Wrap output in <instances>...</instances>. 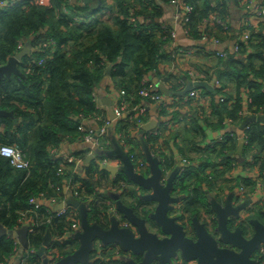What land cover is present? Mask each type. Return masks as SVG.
<instances>
[{
    "label": "trees",
    "instance_id": "16d2710c",
    "mask_svg": "<svg viewBox=\"0 0 264 264\" xmlns=\"http://www.w3.org/2000/svg\"><path fill=\"white\" fill-rule=\"evenodd\" d=\"M107 1L102 0L99 5V0H21L10 7H0V65L7 63L17 53L20 42L34 48L18 64V72L0 79V109L5 111V114H0V145H18L26 151L31 162L29 169H17L8 158L0 156V221L10 229L19 225L20 217L31 206V197L41 196L44 202H48L57 195L54 187L72 177L80 183L78 190L81 199L90 201L91 221L109 226L105 211L110 205L108 189L105 188L120 189L123 195H132L134 201L128 205L134 207L138 215L146 214L138 208L150 201L140 198L134 189L136 184L123 172L117 173L110 180L108 171L101 169L98 161L87 165L86 175L77 172L75 163L87 157L88 147L87 150L76 149L73 152L74 160L52 156V149L60 147L64 142L83 140L86 132L79 128V118L89 120L98 113L94 92L97 94L109 65L112 66L110 75L115 84L135 94V101L141 100L138 91L146 75L149 78L147 80H151L150 74L161 77L158 68L160 58L166 55L162 52L163 41L154 33L161 26L158 21L161 16L160 6L152 0L145 3L142 0H112L115 2L112 19L96 20L94 15L97 11L110 7ZM189 1L196 5V12L202 17L210 10L213 0ZM214 1L220 2L222 11L231 10L229 1L232 0ZM131 16H134L135 21L131 20ZM76 17H83L87 22L79 23ZM196 18H192V21ZM198 35L197 32L195 36ZM50 40L55 43L42 46L43 42ZM258 40L257 44H253L255 52L246 58L244 51L238 59L233 54L226 59L220 58L221 66L212 73L210 80L216 77L222 85L217 86L215 91L204 89L205 93L212 95V113L216 116L217 127L228 123L239 124L243 119L241 97L224 92L225 78L235 82L238 91L241 87H247L254 111H264V39L259 36ZM223 94L227 100L218 102V97ZM195 117L197 120V113ZM121 123L122 129L131 136L133 132L128 131L130 125L123 120ZM254 125L261 126L259 123ZM237 148L234 136L222 141L220 148L206 146L201 149L206 155L202 156V169L183 172L177 188L186 200L184 214L180 215L182 220L191 223L194 217H201L204 208L208 214H212L204 189L208 188V184H216L221 175L216 171L205 173L206 169H213L218 157L225 166L222 173L234 168L237 165ZM253 148H257L258 152L251 158L256 166L259 164L262 172L264 129L248 131L242 152ZM184 156L194 162L188 155ZM60 165L66 166L61 173ZM165 169L171 170L168 162ZM237 185H233V188ZM46 206L44 204L39 209L37 225L29 235V243L35 247L42 246L48 229L55 235H64L69 229V222L64 217H53L51 225L46 223ZM15 245L13 238L0 237V263L7 262L16 253ZM78 246L77 238L63 237L57 243L62 256L73 254ZM111 246L112 249L103 250L101 255L117 264H127L121 258L127 256L128 252L119 249L117 245ZM114 248L118 249L117 253ZM93 258L94 264L107 263L96 252ZM42 262V256L34 255L26 264Z\"/></svg>",
    "mask_w": 264,
    "mask_h": 264
},
{
    "label": "crops",
    "instance_id": "0c3cea01",
    "mask_svg": "<svg viewBox=\"0 0 264 264\" xmlns=\"http://www.w3.org/2000/svg\"><path fill=\"white\" fill-rule=\"evenodd\" d=\"M107 2L110 5V7L103 8L97 11L96 14L94 15L96 20L112 19L113 13L115 12V2L112 0H108ZM229 5L231 7V18L233 21V26L231 28L232 33L227 35L222 41V43L219 45V49H223V50H231L232 43L236 38L235 31L237 30L238 23L240 22V19L242 17L241 10L236 3H234L233 1H229ZM160 8H161L160 9L161 20L159 17L158 18V21H160L159 25L166 22L171 27L176 29L178 33V41L181 44L185 46L193 45L191 39H189L187 37V34L184 32V29L182 28L181 24L175 21L173 17V12L170 6L166 5L165 7L163 6ZM192 18H196L195 21H199L200 19L199 16H192ZM161 46H164V45L162 44ZM26 47H30L31 48L30 50H34V48L30 44L25 45V48ZM164 47L167 50V46H164ZM234 58L238 59L239 56L234 57ZM191 61H193V66L195 67L196 71H198L204 77V79H208L212 77V73L214 71H217V68L221 66V62H222L220 58L216 57L215 55H211V54L210 55L197 54L194 59H191ZM163 62H169V61H161L158 67L159 71L162 74H169V69L171 68L169 65H164V64L161 65ZM185 65L189 66L188 63ZM149 77L151 81H153L152 78L158 77V76L154 74L153 75L150 74ZM146 78H147V75L144 79ZM158 79L160 80L159 77ZM204 81H208L209 83L212 82V80L210 79L204 80ZM223 81L226 84V87L224 90L226 94L233 95L234 97L236 96L241 97L242 105H243L241 114L243 115V119L248 113H255V114L264 113V111L262 112L257 111V110L254 111V107L251 105L250 91L247 87H241L240 90L238 91L236 88L235 82L230 81V79L228 78L223 79ZM114 86H116V84L112 76L110 74L109 75L106 74L102 83L100 84L97 90L98 91L97 92L98 102L104 107L103 114L106 113V115L108 116L110 120V124H108L107 135L102 139L100 147L99 148H97L96 146L93 147L92 143L85 142L84 140L75 142V143H71L67 141V142H64L58 148L57 154L59 155V157L60 156L69 157L73 155V152L76 149L78 148L86 149V147H88L87 157L83 161H80V162L77 161V163H75V166H74L77 172L83 176V175H86L87 165H89V163L94 164L98 159L97 158L95 160V157L92 156L91 159L86 161V159L90 156L91 150L95 153V155L99 156V158L107 157V158L117 159L118 164L115 166H118V167H121V165L123 164L122 157L125 155H127L128 157H130V155H143L144 157H146L148 153H152V151H155L157 153L156 155L159 154L161 156L162 155L164 156L165 161L164 162L160 161L161 166H164V165L166 166L167 162L171 166V170H170L171 172H169L166 178H168L173 173L177 174L175 185H174V188L176 191L178 190L177 189L178 180H179L178 177L179 175L181 177L183 175L180 169H182V166L184 163V157H185L184 155H188L191 159L194 160V163H192L194 167L192 169H195V170L202 169L201 163L203 161L202 156L204 154L201 152V149L205 148L206 146H213V148H220L222 144V140H220L221 137H223L224 134H227L228 137H233L231 136V133L234 132L236 133L234 135V141L236 140L237 145H238V148L236 151L237 165L234 168H231L230 170H228L226 173H222L225 166L224 164L221 163V160H220L221 158L218 157L214 161L215 167L213 169L211 167H208V169H206L205 173L212 174L213 172L216 171V173H218V175H221V177L217 179L216 184L215 183L214 184L211 183L210 185L208 184L207 185L208 188L204 189L207 193V201L212 208V214H208V212L204 208L200 213L201 217L199 219L203 222L208 221V223H211L212 216L217 215L213 208L214 202L226 205V203L231 200L232 204L237 206L241 204V202L238 201L239 198L240 199L243 198L242 203H246V204L237 213V215L232 216L235 224L241 222L240 220L246 221L250 224L251 218L254 219V217H258V215L261 214V211L264 210V201H262L264 197V180L261 178L262 172L264 170H262L261 172L259 164L258 166H256V164L253 162V159L251 158L252 155H256V153L258 152L257 148H253L252 150L247 149L245 153H243L242 150H239L240 136L237 132V129H239V126L241 125L243 119L239 124L233 123V124L223 125L222 127H220L219 125V127H217L215 126L217 123V120L215 119L216 116H214V114L212 113V105H210L209 103L210 101H205L204 104L202 105L203 107H200L199 109V106L190 104L185 101H179L181 99L179 98V96L172 95V96H169V99L171 101L170 107L176 108L173 114H171L172 118L175 119L174 124H176L175 125L176 128L174 130L166 129L162 125L163 123L161 121L162 116L160 113H158L157 107L153 106L150 110L151 116L149 120H151L153 115H157L158 119L159 118L160 119L156 127L148 131L143 128V125L140 128L134 129L133 125L131 123H128L130 125L128 131L133 132L131 136H128L126 132L122 129L123 123H121V120L115 117L114 118L111 117L110 112H109L108 103L113 101L111 87H114ZM263 88H264V85H263ZM215 89L216 88L214 87L213 91H215ZM172 90L176 91L175 89H172ZM211 96L212 95H210V97L207 98V100H210ZM196 113L198 115L197 120H195L197 116L194 118ZM181 116H183L182 120L180 119ZM85 124L86 126H90L95 129L99 128V124L94 120H89ZM253 124L255 123H250L246 125L245 128L243 129L242 134L244 137V145L246 143L245 138L248 137V131L250 129L251 131H258L261 128L264 129V124H261V126H255V125L252 126ZM262 154L264 153L261 152V155ZM204 157H206V155H204ZM260 163H261V160H260ZM97 164L99 165L101 169H105L101 167V163H97ZM109 175H110L109 179L113 180L114 179L113 177H116L117 173L112 174L110 171H108V176ZM239 182L240 184L237 185V183ZM241 184H243V192H241L240 190ZM233 185L234 186L237 185L238 187L233 188ZM105 189H108L107 198H108V203L110 205L109 209L106 210L105 213L108 215V220L110 221L109 222V225H110L111 220L119 218L121 215L120 211H117L118 209L117 203L119 201H121L124 205H126L127 203L126 206L134 210V207L128 205V203H132L134 201V198L130 194L126 196L123 195L124 192H122V190L120 189H116V188H105ZM134 189L137 190V193L138 195H140L141 199H143L142 196L145 193H148L144 189H141L140 187H138L137 185L135 186ZM178 194L181 195L179 204L185 205L186 200L183 196L184 194H180V193ZM124 199L125 201H123ZM83 202L87 204V207L90 204V201L88 200H83ZM147 204L150 205V209H151L150 211H153L156 208V202L150 201ZM57 206L58 204H56V207ZM138 210L140 212L143 210L142 204L139 206ZM138 216L143 217L141 214ZM150 223L152 224L150 226L152 227V229H154V226H153L154 222L150 221ZM57 243L55 242L54 244L56 245ZM79 247H80V241H79V246L76 248L74 253L79 249ZM108 249L109 248L105 250H108ZM129 254L131 253L128 252L127 256H123L121 258L124 261H126L127 264H129L128 262L131 260V258L136 259V257H134L132 254H131L132 256ZM42 257H43V260H46V256H42ZM16 260L15 259L12 260L9 264H17ZM103 260L107 262L106 264H117V262H112L111 260H108L104 256H103Z\"/></svg>",
    "mask_w": 264,
    "mask_h": 264
},
{
    "label": "built area",
    "instance_id": "2783aa9c",
    "mask_svg": "<svg viewBox=\"0 0 264 264\" xmlns=\"http://www.w3.org/2000/svg\"><path fill=\"white\" fill-rule=\"evenodd\" d=\"M149 1L150 0H142V2L144 3ZM152 1L156 2L157 5H159L160 7H165L166 5L170 6L175 21L181 24L182 28L184 29V32L187 34V37L191 39L193 44L191 46H185L181 44L178 41V33L176 29L171 27L166 22L161 24L160 29L154 30L155 35L163 41L162 44L164 46H167V50L164 46H162V52L166 55V57L160 58V62L169 61L163 62L161 65H169L171 69H169V74L161 73L160 81L165 83L169 88L181 90L185 87L186 82L189 79L208 80L204 79V77L198 71H196L195 67L193 66V61H191V59H194L197 54H211L215 55L218 58L226 59L227 57H229L230 54H233L234 57H238L240 56L241 52L244 51L243 55L246 58L250 53L254 52L255 47H253V44L258 43V37L260 36L262 39H264V0H232L240 8L242 17L240 19V22L238 23V28L235 31L236 38L232 43L231 50L219 49V45L222 43L224 38L232 33L231 28L233 26L231 10L229 12L222 11L221 9L223 7L220 2L213 0L210 4L211 8L208 13L200 17L199 21H192V16H198V13L196 12V5L190 2L189 0ZM19 2H21V0H0V7L7 8ZM138 6H140V4H138ZM76 20L79 23L87 22V19L83 17H76ZM131 20L135 21L134 16H131ZM197 32L199 33V35L195 36ZM54 43L55 42L53 40L45 41L42 43V46H47L48 44ZM25 45L27 44L20 42L18 45L19 49L17 53L23 48H25ZM187 63L189 64V66L185 65ZM211 83L214 85L215 88L217 86L222 85L220 80L216 77L214 78V80H212ZM111 91L113 96V110L116 118L124 120L127 123H131L134 129L140 128L144 123H146L150 119V110L153 106L157 107L158 113L166 114L161 115V121L163 122L162 125L166 129L174 130L176 128V124H174L175 119L172 118V116L170 115V113L176 110V108L170 107L171 101L169 97L160 92L153 81L143 78L138 91V95L141 97V100L139 101H135V94L129 92L126 88L122 86L116 85L114 87H111ZM94 95H96V99L98 101L96 92H94ZM209 97L210 95L205 93L203 88L194 87L190 91H188L183 97H181L179 101H185L196 106H202L205 101L212 100V96L210 100H207V98ZM218 98V102H224L227 100V96H225L224 94L220 95ZM97 107L98 113L89 120L96 121L99 124V128L95 129L90 126H86L85 123L89 121L86 118H79L81 122L79 128L85 130L86 132L83 136V140L85 142L92 143L93 147L96 146L97 148H99L102 139L107 135L108 124H110V120L106 113L103 114V105L98 102ZM180 119L182 120L183 116H181ZM231 136L234 135L231 134ZM228 138V135L224 134V136L221 137L220 140L226 141ZM1 145L12 146L16 150L14 153L6 156L12 166L17 169L30 168L31 162L25 150H23L18 145ZM58 148L59 147H55L54 149H52V156L59 158V155L57 154ZM151 154L154 157H158L160 161H165V159L161 155H156L157 153L155 151H152ZM90 155H93L95 157V160L98 158L97 161L101 164H118L117 159L107 157L99 158V156L95 155L92 150L90 151ZM130 156L132 159L134 170L137 173L144 176H149L151 174V170L149 168L146 157L140 155ZM60 157L67 161L74 160L73 155L69 157ZM78 161L80 162L81 160L79 159ZM192 163L194 162L184 160L182 169H180L181 173L188 169H192L194 167ZM162 167L164 168L165 172L168 171L169 174L170 171L165 169V165ZM65 169V165H60L59 173L63 172ZM180 178L181 176L179 175L178 179ZM261 178L264 180V171L262 172ZM64 181L65 182L63 184L54 187V190L56 191L57 195L51 197L48 202H44V197L41 196L30 198L29 202L31 206L26 212L22 214L19 219V225L17 226L21 227L25 224L29 226L28 246L23 248V254L21 257H19L17 253L22 248L20 241L17 237L9 236L15 241L16 253L10 256L7 262H1L0 264H9L14 259H17V264H26L32 256L36 255V251L41 246L35 247L30 245L29 235L34 232V227L35 225H37L36 221L39 215V209L44 204L47 205V216L45 217L46 223H50L51 225L53 217H64L69 222V229L64 233V235H55L51 232L50 229L47 230L50 231L51 235H55L53 236V238L55 237V239H53L54 243H57V241L59 242L63 237L77 238L76 235L79 232H82L81 215L78 208L66 204L61 208L56 207V204L65 202L66 198H68V193H73L72 195L74 197H77L78 199L83 201V199H81L80 197V192L78 190L80 183H78L73 177L66 178L64 179ZM240 190L241 192H243V184L240 185ZM238 201L242 203L243 198H239ZM262 201H264V197ZM89 206L88 208L90 210ZM178 207L181 208L182 212H184V204L178 205ZM50 208H53V210H51ZM31 214H34V216L32 217ZM185 224L187 232L190 229V225L187 222H185ZM111 245L113 244L103 245L101 241H97L95 244V252L98 254V256L103 258V256L101 255L102 251L107 248H109L108 250L112 249L113 247ZM263 250L264 248L262 249V251ZM114 251L117 253L118 249L114 248ZM45 256L48 264H57L60 259L66 257L60 254L57 248V244L55 245L53 244V242H51L47 247ZM192 262L194 263V261L186 262L179 258L171 264H193Z\"/></svg>",
    "mask_w": 264,
    "mask_h": 264
},
{
    "label": "water",
    "instance_id": "95a60500",
    "mask_svg": "<svg viewBox=\"0 0 264 264\" xmlns=\"http://www.w3.org/2000/svg\"><path fill=\"white\" fill-rule=\"evenodd\" d=\"M99 1L100 5L102 0ZM30 49V47L23 48L7 63L0 65V79L13 72H18V64ZM111 68L112 66H109L106 70L107 75L110 74ZM152 80L159 91L168 97L183 96L194 87L214 90V86L204 80L189 79L180 91L170 89L158 77H153ZM108 105L111 117L116 118L113 101ZM0 114H5V111L0 109ZM158 122V117L153 115L151 120L143 124V128L150 131L156 127ZM250 123L264 124V113H248L245 116L237 129L240 136L239 150H242L244 145L243 129ZM92 156L90 155L86 161ZM122 158L121 167L110 164H101V167L112 174L123 172L138 187L148 192L142 198L156 202V208L144 218L119 201L117 211L123 213L127 223L122 224L119 218H116L111 220L109 226L105 227L98 221H91L87 204L68 193L67 200L64 203H59L57 207L61 208L66 204L79 209L82 232H79L76 237L80 241V247L75 253L60 259L57 264H93L92 256L96 250L97 241H101L103 245H117L121 250L130 252L136 259L131 258L129 264H171L179 258L186 262L194 261L193 264H258L255 254L264 243V210L258 217L251 218L248 227L252 231V226L254 231L250 238H245L244 228L238 226L236 229H232V216L237 215L246 203L235 206L231 200L226 205L214 202L213 208L219 221V225L215 229L220 239H217V236L208 229L207 224L197 217H194L189 224L195 231L193 238L187 234L185 222L180 221L178 216L172 214L177 210L176 204L180 201V198L175 195L176 174L173 173L168 178H164L165 170L160 164V159L151 153L146 155L151 170L149 176L141 175L134 170L131 156L125 155ZM150 221L154 222V229L150 226L152 225ZM28 234L29 226L27 224L10 229L0 221V237L12 236L19 239L22 246L17 253L19 257L23 254V248L28 246ZM51 236L50 231H47L44 242L36 251V255H45L51 242ZM221 242L226 243L227 246H221ZM43 264H48L47 259Z\"/></svg>",
    "mask_w": 264,
    "mask_h": 264
},
{
    "label": "flooded vegetation",
    "instance_id": "af4514ba",
    "mask_svg": "<svg viewBox=\"0 0 264 264\" xmlns=\"http://www.w3.org/2000/svg\"><path fill=\"white\" fill-rule=\"evenodd\" d=\"M240 221L241 222H239L237 224H235L234 221H233L232 222V229H236L238 226H241L242 228H244V232H245L244 233V237L245 238H250L252 232L254 231L253 227L251 226L252 231H250V227H248L249 223L246 222V221H242V220H240ZM204 223L207 224L208 229H210L211 231H212L213 227H214V229L215 228L217 229V227L219 225L218 217L212 216L211 223H208V221L204 222ZM213 225H215V226H213ZM216 229H215V232H213V233H214V235L217 236V239H220V236L216 234V231H217ZM190 230H191V234H192L190 236L194 238L195 237V231H194V229L191 226H190ZM221 246H227V244L224 243V242H221ZM263 248H264V243H263L262 247L255 254V260L258 262V264H264V250L262 251Z\"/></svg>",
    "mask_w": 264,
    "mask_h": 264
},
{
    "label": "rangeland",
    "instance_id": "374dc122",
    "mask_svg": "<svg viewBox=\"0 0 264 264\" xmlns=\"http://www.w3.org/2000/svg\"><path fill=\"white\" fill-rule=\"evenodd\" d=\"M171 65V64H170ZM211 78V77H210ZM210 78H208V79H210ZM210 105H212V100H210ZM200 107H203V106H199V109H200ZM228 124H231V123H228ZM162 157L164 158V156L162 155ZM184 160L185 161H191L190 159H187V158H185L184 157ZM196 160H198V159H196ZM171 172V171H170ZM167 173H168V171L167 172H165L164 173V178H166L167 177ZM177 175V174H176ZM178 190H176L175 191V195H177L179 198H180V196L181 195H179L178 193ZM180 203V202H179ZM176 204V208H177V210H175L172 214L173 215H176V216H178L179 217V219H180V221H182V222H186V220L184 221V220H182V218H181V214H184V212H182V210H181V208H179L178 207V205H181V204ZM112 206V205H111ZM114 206H116V205H114ZM151 209H150V205L149 204H147V203H145V204H143V210H142V213L145 211L146 212V214L144 213V215H143V217L144 218H146L148 215H149V213L151 212L150 211ZM121 213V215H120V217H119V220L122 222V224H126L127 223V220L125 219V217H124V215H123V213L122 212H120ZM110 222V221H109ZM212 232H215V229H214V227H213V229H212ZM187 234L188 235H191V231H190V229L187 231ZM53 236H55V235H52L51 236V242H53V244H54V240L53 239H55V237L53 238ZM53 246V245H52ZM128 261V260H127Z\"/></svg>",
    "mask_w": 264,
    "mask_h": 264
},
{
    "label": "clouds",
    "instance_id": "9594fccd",
    "mask_svg": "<svg viewBox=\"0 0 264 264\" xmlns=\"http://www.w3.org/2000/svg\"><path fill=\"white\" fill-rule=\"evenodd\" d=\"M176 91H180V90H176ZM15 151L16 150L12 146L0 145V156L6 157L7 155L14 153ZM167 175H168V173H167ZM188 224H190V223H188Z\"/></svg>",
    "mask_w": 264,
    "mask_h": 264
}]
</instances>
